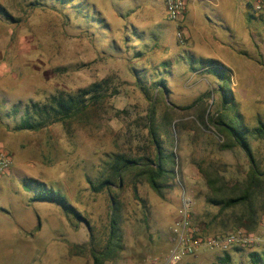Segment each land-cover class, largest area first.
Here are the masks:
<instances>
[{
    "label": "rangeland",
    "instance_id": "rangeland-1",
    "mask_svg": "<svg viewBox=\"0 0 264 264\" xmlns=\"http://www.w3.org/2000/svg\"><path fill=\"white\" fill-rule=\"evenodd\" d=\"M252 3L190 0L178 24L165 0H0L8 12L0 15V151L13 160L0 177V264H94L113 207L120 238L106 264H167L186 206L206 234L239 227L246 205L222 212L211 201L216 191L240 193L252 169L219 123L245 130L264 171L255 131L264 124V19ZM95 84L104 97L79 117L18 130L30 104ZM121 155L159 156L160 192L133 175L109 176ZM103 179L108 187L95 190ZM41 185L77 214L33 201ZM259 191L249 204L255 230L264 224ZM228 253L229 264H253L250 250ZM224 255L204 251L179 264H223Z\"/></svg>",
    "mask_w": 264,
    "mask_h": 264
},
{
    "label": "trees",
    "instance_id": "trees-1",
    "mask_svg": "<svg viewBox=\"0 0 264 264\" xmlns=\"http://www.w3.org/2000/svg\"><path fill=\"white\" fill-rule=\"evenodd\" d=\"M59 2L70 3L72 0H58ZM252 9V7H250ZM8 14L5 7L0 4V15ZM10 18H12L10 16ZM263 19V18H262ZM210 66V65H209ZM216 65H211L209 69L219 71L214 68ZM216 75V73H215ZM102 86L100 84L92 85L89 88L79 90L75 94H58L52 96L47 103L41 105L39 103H32L26 108L25 117L17 127L18 130H32L40 131L49 125L71 121L89 108L90 105L98 104L104 97L102 93ZM17 112V109H15ZM222 128L223 134L228 136L230 140L237 146L241 147L252 162V169L248 175L244 189H241L240 193H232L222 196L220 191H216V197L212 199L215 205L219 206L222 212L236 208L238 206H245L249 209L248 213H242L237 224L239 227L247 229L249 232H253L257 226L256 212L252 210L249 204L252 203L253 199L264 190V171H261L257 167V163L254 159L251 146L245 135V130L241 129L233 124L226 121L219 123ZM255 131L264 138V124L260 122L259 126L255 128ZM161 158L157 156V161L147 159L143 162L136 161V159L128 158L125 156H118L111 166L109 176L121 177L134 176V182H138L141 179H145L151 188L157 193L160 192V182L164 178V168L162 166ZM110 179H103L95 190L100 191L107 188ZM211 181V180H210ZM212 182H214L212 180ZM215 185V183H214ZM214 185H211L214 188ZM40 191L32 199L33 201H47L56 202L65 210L67 215L77 214L73 207L67 203L66 198L61 193L52 190H46L45 185H41ZM235 189V188H234ZM115 206V205H114ZM264 206V201H263ZM118 209L113 207L111 215L110 235L107 244L102 250L92 249L91 255L93 257L94 264H106L111 260L113 246H118L120 238L119 222H118ZM241 250V249H237ZM250 260L253 264L264 263V252L259 253L252 251L250 253ZM223 264H229L231 262V256L227 252L222 258Z\"/></svg>",
    "mask_w": 264,
    "mask_h": 264
},
{
    "label": "built area",
    "instance_id": "built-area-1",
    "mask_svg": "<svg viewBox=\"0 0 264 264\" xmlns=\"http://www.w3.org/2000/svg\"><path fill=\"white\" fill-rule=\"evenodd\" d=\"M190 0H165V10L171 22L182 23ZM252 9L264 19V0H252ZM10 155L0 151V177L12 169ZM176 244L171 251L167 264H179L186 257L196 256L204 251L227 253L234 249L250 250L264 246V224L255 231L238 227L222 235L206 234L193 223L189 207H185L175 222Z\"/></svg>",
    "mask_w": 264,
    "mask_h": 264
},
{
    "label": "crops",
    "instance_id": "crops-1",
    "mask_svg": "<svg viewBox=\"0 0 264 264\" xmlns=\"http://www.w3.org/2000/svg\"><path fill=\"white\" fill-rule=\"evenodd\" d=\"M188 11H189V3H188V6H187V11H186L185 17L187 15Z\"/></svg>",
    "mask_w": 264,
    "mask_h": 264
}]
</instances>
